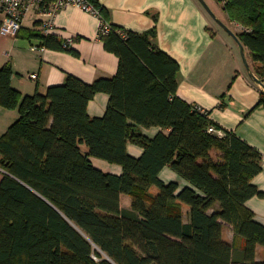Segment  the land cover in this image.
Segmentation results:
<instances>
[{"label":"trees","instance_id":"trees-1","mask_svg":"<svg viewBox=\"0 0 264 264\" xmlns=\"http://www.w3.org/2000/svg\"><path fill=\"white\" fill-rule=\"evenodd\" d=\"M217 1L242 28L237 37L264 83V0ZM112 28L101 37L120 60L112 79L89 85L68 75L45 94L23 96L11 67L0 69V106L20 114L0 136V264H264L257 259L264 226L246 206L264 199L253 184L262 154L233 132L210 133L221 130L210 113L179 98V64L152 45L155 30ZM39 37L47 48L71 51L54 36ZM99 93L110 96L109 107L91 118L88 105ZM152 128L162 130L153 139L144 133ZM130 144L143 149L140 158ZM91 158L123 174L103 172ZM166 167L190 186L163 182ZM123 195L133 198L130 209Z\"/></svg>","mask_w":264,"mask_h":264},{"label":"crops","instance_id":"crops-1","mask_svg":"<svg viewBox=\"0 0 264 264\" xmlns=\"http://www.w3.org/2000/svg\"><path fill=\"white\" fill-rule=\"evenodd\" d=\"M95 1L106 10L110 23L115 27L140 35L156 31L150 38L152 45L179 64V98L191 106L202 107L222 131L235 133L262 154L263 170L253 179V184L264 193V105H261L264 89L250 77L235 38L217 24L199 0ZM205 1L236 36L242 31L239 25L230 21L224 10L219 13L208 0ZM49 7L47 10L30 11L17 38L0 35V69L7 65L11 67L12 87L23 96H33L63 85L68 75L89 85L101 79L114 78L118 74L120 60L106 50L99 34L100 20L74 6L52 16L48 13ZM49 22L54 28L49 36H54L63 45L73 39L71 51H58L43 45L39 35L45 36L44 30ZM34 46L39 50H33ZM43 47L44 50L40 49ZM245 52L253 69L251 53L246 47ZM32 75H37V79ZM109 103L108 94H97L88 105L89 116L104 117ZM19 115L18 110L0 106V136L9 130ZM161 131L160 128H152L145 129L144 133L153 139ZM165 133H170V130ZM82 148L87 153V148ZM128 152L140 158L143 149L130 144ZM91 161L103 172L123 174L122 167L118 165L96 158H91ZM2 176L3 170L0 169V181ZM160 178L165 183L177 182L182 188L190 186L170 167L161 172ZM151 191L153 194L159 192L158 188ZM126 197H121V206L130 209L133 202L124 206ZM246 206L255 214V220L264 226V199L254 197ZM184 209H187L185 220L188 221L190 209L187 206ZM234 237L233 233L231 241L225 240L233 243ZM257 259L264 260V247H258Z\"/></svg>","mask_w":264,"mask_h":264},{"label":"built area","instance_id":"built-area-1","mask_svg":"<svg viewBox=\"0 0 264 264\" xmlns=\"http://www.w3.org/2000/svg\"><path fill=\"white\" fill-rule=\"evenodd\" d=\"M46 0H0V35L5 38H17L23 29L24 21L27 14L33 10H43V6ZM74 6L84 12L92 14L100 20V37L107 36L112 33V25L107 23L101 13V10L91 0H55L50 5L49 14L54 16L59 11ZM54 31L51 22L48 23L44 30L45 36L51 35ZM123 38H126L125 32H119ZM73 43V39H69L65 44V48H70ZM42 50L45 47L40 48ZM33 50H39V47H33ZM33 79H37V75L31 76ZM196 111L206 114L207 112L200 106H195ZM209 132L216 134L220 137L225 136V132L218 130L214 127L209 129Z\"/></svg>","mask_w":264,"mask_h":264},{"label":"water","instance_id":"water-1","mask_svg":"<svg viewBox=\"0 0 264 264\" xmlns=\"http://www.w3.org/2000/svg\"><path fill=\"white\" fill-rule=\"evenodd\" d=\"M199 1L203 5V7L206 9V11L211 15V17L217 22V24L220 25L227 33L232 35L235 38V40L238 42V44L240 45V48H241V55L243 57L244 64L246 66V69H247L250 77L253 79V81H255L256 83L262 85V87L264 89V83L261 80H259V78L254 74V72L252 71V69L250 67L248 59L246 57L245 46L241 43L239 38L227 27V25L225 23H223L216 16V14L212 11V9L209 7V5L207 4V2L205 0H199Z\"/></svg>","mask_w":264,"mask_h":264},{"label":"rangeland","instance_id":"rangeland-1","mask_svg":"<svg viewBox=\"0 0 264 264\" xmlns=\"http://www.w3.org/2000/svg\"><path fill=\"white\" fill-rule=\"evenodd\" d=\"M210 5L213 6L215 8V10H217V12H222V8H223V4L222 3H219L217 0H208ZM7 133V132H6ZM4 133V134H6ZM2 134V136L4 135ZM152 192V191H151ZM153 194V192H152ZM133 202V198L131 196H128L124 199V206H129L131 205V203ZM184 213L186 214L187 213V209H183ZM233 228L232 227H229L227 228L226 227V230H225V233H224V236L226 239H229L230 241L232 240L233 238Z\"/></svg>","mask_w":264,"mask_h":264}]
</instances>
